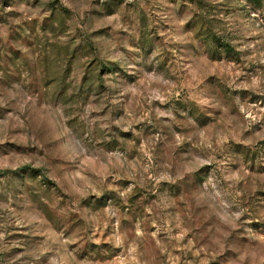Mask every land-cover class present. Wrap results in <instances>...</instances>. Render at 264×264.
Masks as SVG:
<instances>
[{"label": "clouds", "instance_id": "1", "mask_svg": "<svg viewBox=\"0 0 264 264\" xmlns=\"http://www.w3.org/2000/svg\"><path fill=\"white\" fill-rule=\"evenodd\" d=\"M209 2L217 5L219 15L207 26L219 31L221 20L234 19L225 15L230 3ZM189 9L187 14L155 12L156 28L148 33L136 23L122 31L114 25L97 29L107 22L102 0H77L63 11L59 5L38 9L41 16L62 17L63 26L55 33L57 52L71 50L76 74L61 77L58 68L43 62L37 76L35 67L42 62L34 60L30 83L13 80L0 93V110L12 109V126H23L29 139L42 145L32 167L41 165L54 183L30 186L29 178L37 174L29 169L17 175L11 191L0 183V195L33 207L51 200L59 204L57 211L79 214L85 229L105 219L118 223L127 218L123 235L134 244L150 235L145 220L158 219L173 203L181 211L187 204L193 219L203 224L199 232L208 253L218 254L227 243L238 253L230 264H264V194L251 196L264 185V168L249 172L242 149L232 142L240 135L231 114L239 97L214 78L205 79L222 48L213 42L209 51L196 28L199 18L192 15L198 11L194 2ZM118 14L122 8L112 12ZM242 23L247 28L255 22ZM228 27L234 31L239 26ZM99 38L104 39L102 50L90 46ZM32 218L15 222L31 223ZM138 219L141 236L136 235ZM120 234L114 231V239ZM60 260L75 264L66 249Z\"/></svg>", "mask_w": 264, "mask_h": 264}, {"label": "rangeland", "instance_id": "2", "mask_svg": "<svg viewBox=\"0 0 264 264\" xmlns=\"http://www.w3.org/2000/svg\"><path fill=\"white\" fill-rule=\"evenodd\" d=\"M76 2L67 0L61 5V0H0V93L6 92L18 77L21 84L30 83L34 60L42 62L35 67L37 76L44 69L43 62H48L52 70L58 68L61 77L65 72L70 76L76 74V68L70 65L71 50L57 52L55 33L63 26L62 17L53 19L54 13L41 16L37 11L54 5H59L62 11L70 10ZM193 2L198 9L192 14L193 18H199L196 28L207 41L209 51L213 42L222 48L220 60L213 61L205 79L214 78L230 94L238 95L239 107L231 114L236 117L234 123L241 126L240 135L232 142L242 149L241 157L249 165V172L253 168H264V138H261L264 136V0H244V3L228 0L230 7L225 15L230 14L234 19L221 20L219 31L207 26L209 20H216L219 15L215 12L217 5L209 0H187V3L185 0H102L107 22L98 23L96 27L114 25V30L122 31L127 30L129 23H136L143 25V31L148 33L156 28L155 12L187 14ZM121 8L122 14L112 15ZM254 11L258 14L252 15ZM249 19L255 23L244 28L242 22ZM229 23L239 27L229 31ZM151 39L149 36L148 40ZM90 46L102 50L104 39L90 42ZM58 56L64 58L63 65L59 64ZM86 74L87 69L83 78ZM11 112L10 108L0 110V150H3L0 158H5L0 159V183L11 191L17 175L29 169L37 174L29 178L30 186L32 182L54 183L52 177L44 174L41 165L32 167V158L42 154V145L35 139L30 140L23 126H12ZM9 156L14 160H7ZM258 194H264V185L251 191V196ZM58 208L59 204L47 199L33 207L15 198L9 202L7 196L0 195V264H61L65 249L75 257V264H230L238 255L227 243L218 254L208 253L199 232L203 224L193 219L187 204L181 211L180 206L173 203L162 209L163 214L158 219L145 220L150 235L135 244L123 235L127 218L118 223L115 218L105 219L95 229H85L84 219L79 214H64L63 210L57 211ZM145 211L152 216L151 210ZM27 216L33 217L31 223L15 222ZM116 230L121 233L119 239H114ZM143 231L138 219L136 235L141 236Z\"/></svg>", "mask_w": 264, "mask_h": 264}, {"label": "trees", "instance_id": "3", "mask_svg": "<svg viewBox=\"0 0 264 264\" xmlns=\"http://www.w3.org/2000/svg\"><path fill=\"white\" fill-rule=\"evenodd\" d=\"M229 50H231V49H229Z\"/></svg>", "mask_w": 264, "mask_h": 264}]
</instances>
